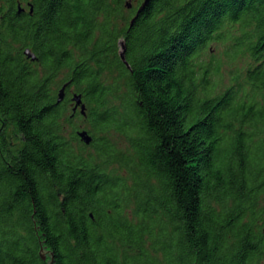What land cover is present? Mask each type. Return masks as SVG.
Instances as JSON below:
<instances>
[{
  "label": "trees",
  "instance_id": "1",
  "mask_svg": "<svg viewBox=\"0 0 264 264\" xmlns=\"http://www.w3.org/2000/svg\"><path fill=\"white\" fill-rule=\"evenodd\" d=\"M143 2L0 0V264H264V0Z\"/></svg>",
  "mask_w": 264,
  "mask_h": 264
},
{
  "label": "water",
  "instance_id": "2",
  "mask_svg": "<svg viewBox=\"0 0 264 264\" xmlns=\"http://www.w3.org/2000/svg\"><path fill=\"white\" fill-rule=\"evenodd\" d=\"M149 0H144L143 4L140 6V8L137 11V14L142 11V9L146 6V4L148 3ZM128 7H130V4H128ZM21 9V8H20ZM134 20V19H133ZM24 53L30 57L32 60L36 59V56L33 52H31L29 49H25ZM120 58L121 60L126 64L127 67H129L128 62L125 59V44L124 41L121 40L120 41V52H119ZM68 85V83L64 84L59 92H58V101H61L64 96H65V87ZM71 100L73 102V110H76L77 107H79V111L81 114L86 115V105L83 102L82 99V95L79 93H74L71 96ZM77 134L79 135V137L85 142V143H90L92 140V137L88 134V132L86 130H80L77 131ZM49 254V252H46L45 250L41 249L40 251V256L43 260H46L47 255ZM53 257L52 255H50V260L48 261V264H53Z\"/></svg>",
  "mask_w": 264,
  "mask_h": 264
},
{
  "label": "rangeland",
  "instance_id": "3",
  "mask_svg": "<svg viewBox=\"0 0 264 264\" xmlns=\"http://www.w3.org/2000/svg\"><path fill=\"white\" fill-rule=\"evenodd\" d=\"M20 8L21 6H19V10H23ZM210 49H212L211 51H212V54L215 56V58H221V60L223 61V69H222L221 76L216 77L219 88L223 89L226 86H228L230 83V77L232 74L231 70H235L237 68V70L239 71L241 67L244 66V60H241V62L235 61L232 63L230 67H228L229 61L224 55V53L222 52V50H220V45H217L216 43L212 42Z\"/></svg>",
  "mask_w": 264,
  "mask_h": 264
},
{
  "label": "flooded vegetation",
  "instance_id": "4",
  "mask_svg": "<svg viewBox=\"0 0 264 264\" xmlns=\"http://www.w3.org/2000/svg\"><path fill=\"white\" fill-rule=\"evenodd\" d=\"M71 105L73 106V104L71 103ZM76 113H78L79 112V109H78V107H77V110L75 111ZM79 114L80 115H82V116H85V115H83V114H81L80 112H79ZM82 127H83V124H82Z\"/></svg>",
  "mask_w": 264,
  "mask_h": 264
}]
</instances>
